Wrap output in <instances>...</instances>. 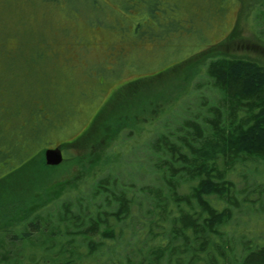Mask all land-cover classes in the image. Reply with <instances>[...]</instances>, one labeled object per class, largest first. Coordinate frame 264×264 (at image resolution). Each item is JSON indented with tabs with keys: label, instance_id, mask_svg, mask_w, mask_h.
<instances>
[{
	"label": "rangeland",
	"instance_id": "374dc122",
	"mask_svg": "<svg viewBox=\"0 0 264 264\" xmlns=\"http://www.w3.org/2000/svg\"><path fill=\"white\" fill-rule=\"evenodd\" d=\"M225 6L220 11L225 16L218 19V9ZM215 19L218 24L213 27ZM217 56L245 58L264 66V0H0V206L12 198L18 205L31 206L30 218L50 216V222L66 200L78 201L84 208L102 204L92 201V186L107 174L120 183H134L136 189L140 184L148 186L154 173L147 147L112 157L114 147L129 146V139L142 135L155 137L153 121L163 118L165 107L163 120L181 102L193 105L192 88L197 97L209 92L203 63ZM112 102V107L120 108L105 126V107ZM122 102L128 104L121 107ZM130 113L135 119L132 133H128L130 126L125 128L126 120L133 119ZM116 117H120L118 122ZM43 125H48L45 131ZM86 128L88 141L76 149L74 161V149L68 148L58 171L38 165L39 159L46 163V148L72 141ZM41 130L31 142L28 131ZM23 147L27 151L24 161L17 157ZM137 162L149 165H141L132 181L125 172H131ZM14 165L25 169L3 185ZM39 178L41 182L35 185ZM255 181L264 186V161L256 174H248L247 183L258 184ZM239 182L243 187V181ZM9 185L16 194H7L5 186ZM250 197L256 203L239 220L250 215L261 219V224H251L258 227L261 237L264 215L256 211L260 197ZM30 214L22 215L17 220L21 225L12 230H24ZM26 229L31 237L23 233L18 251H7V259L45 264L53 257L67 258L68 252L53 243L62 238L59 232L51 229L36 235L34 229ZM14 231L0 237V245ZM137 240L133 235V244L139 245ZM141 241L146 248L147 242ZM3 252L0 246V256ZM109 261L90 257L84 264Z\"/></svg>",
	"mask_w": 264,
	"mask_h": 264
},
{
	"label": "trees",
	"instance_id": "16d2710c",
	"mask_svg": "<svg viewBox=\"0 0 264 264\" xmlns=\"http://www.w3.org/2000/svg\"><path fill=\"white\" fill-rule=\"evenodd\" d=\"M225 8L218 9V19L225 16V12H220ZM217 24L215 19L212 26ZM203 64L210 81L209 92L199 94L197 90V97L192 88L193 105L181 102L179 109L171 110V119L163 120L167 114L165 107L163 118L153 121L155 137L129 139V146L114 147L112 151V157H125L145 145L153 182L148 186L140 184L143 186L136 189L134 183H120L107 174L92 186V201L102 204L84 208L78 201L66 200L56 219L50 222V216L42 218L36 214L30 218L31 206L6 198L0 206V237L14 231V225L20 226L17 220L22 215L30 214L25 227L34 229L36 235H45L51 229L55 234L59 232L62 238L53 243L62 252H68L66 259L53 257L45 264H84L90 257H106L110 259L108 264H264V236L259 237L258 227L251 225L257 221L261 224V219L250 215L247 220H239L244 210L256 203L250 197L253 195L260 197L256 211L264 215L263 183H247L248 174H256L259 163L264 161V66L228 56L206 59ZM112 104L105 107V126L110 125L114 111L120 108ZM127 104L122 102L121 107ZM194 107L197 109L193 110ZM129 116L133 119L126 120L125 128L130 126L128 133H132L135 119L132 113ZM120 117L114 121L118 122ZM43 126L45 131L48 125ZM87 130L58 145L63 150L74 149L73 161L77 158L76 149L88 141V133H84ZM41 132L28 131L27 135L35 142ZM26 154L23 147L17 157L24 161ZM5 155L8 157L9 153ZM39 164L53 172L63 167L62 163L46 165L43 159L38 160ZM146 164L137 162L131 172H125L126 178L135 181L134 175ZM17 165L2 180L3 185L25 169ZM239 181H243V187ZM5 187L7 194H16L11 185ZM25 227L22 231L18 227L10 240L0 245L5 251L0 256L2 264H17L12 262L13 258L7 259V251H18L23 233L31 237V231H25ZM133 235L139 245L133 244ZM141 240L147 242L146 248L140 245Z\"/></svg>",
	"mask_w": 264,
	"mask_h": 264
},
{
	"label": "water",
	"instance_id": "95a60500",
	"mask_svg": "<svg viewBox=\"0 0 264 264\" xmlns=\"http://www.w3.org/2000/svg\"><path fill=\"white\" fill-rule=\"evenodd\" d=\"M45 159L48 165H59L64 160L63 150L59 147H50L45 150Z\"/></svg>",
	"mask_w": 264,
	"mask_h": 264
},
{
	"label": "flooded vegetation",
	"instance_id": "af4514ba",
	"mask_svg": "<svg viewBox=\"0 0 264 264\" xmlns=\"http://www.w3.org/2000/svg\"><path fill=\"white\" fill-rule=\"evenodd\" d=\"M256 48V47H255Z\"/></svg>",
	"mask_w": 264,
	"mask_h": 264
}]
</instances>
